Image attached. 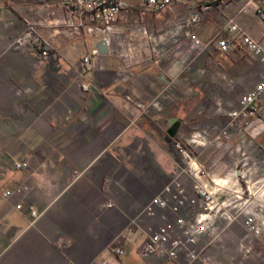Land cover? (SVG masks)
Wrapping results in <instances>:
<instances>
[{"label":"crops","instance_id":"0c3cea01","mask_svg":"<svg viewBox=\"0 0 264 264\" xmlns=\"http://www.w3.org/2000/svg\"><path fill=\"white\" fill-rule=\"evenodd\" d=\"M248 1L215 5L182 0L176 5L183 11L204 16L191 31L203 47L186 34L166 54L164 66L151 62L132 68L113 58L109 33V54L84 69L83 56L97 50L100 40L94 34L105 27L72 16L67 3L68 24L44 32L46 48L57 61L10 49L22 23L0 15V264H176L162 256L139 255L148 229L161 224L159 218L132 222L178 171L175 140L194 131L214 139L238 110L241 96L260 81L261 64L241 44L222 54L213 43L217 36H227L226 22L232 18L264 46L261 16L240 12ZM259 2L264 7V0ZM5 8L1 5L0 11ZM143 11L149 12L140 0H131L111 33L117 38L124 26L138 24ZM167 86H188L192 95L164 112L148 114L126 99L129 94L149 102ZM258 116L264 120V99ZM252 119L237 122L244 126ZM171 120L177 125L174 136L168 133ZM225 143H214L199 155L214 177L223 176L231 164L227 146L235 141ZM257 143L264 152V133ZM24 159L28 169L17 170L15 164ZM21 184L30 186L25 196L4 197ZM183 184L191 192L188 178ZM242 229L238 221L227 230L236 248L243 242L236 239ZM253 241L256 257L248 262L229 258L227 263L264 264V234ZM116 249L125 254L118 256Z\"/></svg>","mask_w":264,"mask_h":264},{"label":"built area","instance_id":"2783aa9c","mask_svg":"<svg viewBox=\"0 0 264 264\" xmlns=\"http://www.w3.org/2000/svg\"><path fill=\"white\" fill-rule=\"evenodd\" d=\"M130 1L66 0V3L70 6L72 16H78L80 21L88 17L111 33L112 26L121 19ZM181 1L140 0V3L149 12H159ZM240 12L257 13L264 21V7L259 0H249L241 6ZM200 20L201 13H193L177 30L194 27ZM37 28V24L29 22V28L16 36L9 48L57 61V56L47 50ZM226 30V37L217 36L213 41L217 50L226 54L241 44L261 64V79L253 89L241 96L238 110L230 113L231 121L214 139L211 140L202 131H194L175 140L174 147L181 161L178 171L132 222L135 226L143 218L161 220L158 227L148 229L147 239L139 249L142 258L162 256L176 264H209L211 250L233 223L240 221L244 227L246 235L240 248L245 254L251 252L245 242L264 234V152L257 143L264 133V120L258 116L259 105L264 99V46L241 29L232 18L227 19ZM186 34L198 47H203L195 34L191 31ZM168 38L164 35L159 39L168 41ZM152 39L145 27L133 30L125 40L124 51L119 54L123 59L122 65L132 68L155 61V51L150 47ZM98 56L97 50L84 56L83 68L92 69ZM83 88L87 90V87ZM191 95L192 89L188 86H167L149 102L140 101L129 94L126 99L141 113L148 114L151 111L164 112L173 103L185 101ZM240 117L253 119L243 126L237 122ZM227 141H235L227 146L231 164L223 176L214 177L200 163L199 155L210 145L219 143L226 146ZM15 167L17 170L28 169V160L17 162ZM184 177L191 181V192L183 184ZM29 190L28 184H21L15 190L6 191L4 197L25 196ZM17 209L22 210V204H18ZM31 215L33 218L38 217L35 211ZM115 253L118 256L125 254L122 249H116ZM183 256L185 260L181 262Z\"/></svg>","mask_w":264,"mask_h":264},{"label":"rangeland","instance_id":"374dc122","mask_svg":"<svg viewBox=\"0 0 264 264\" xmlns=\"http://www.w3.org/2000/svg\"><path fill=\"white\" fill-rule=\"evenodd\" d=\"M205 1L215 5L220 2V0H203V2ZM65 3L66 0H46L44 4H41L36 0H0V6H6L4 12L0 11V15L6 16L7 20H10V17H17L19 19V21L22 23V27L19 29V33L16 36H19L23 31L29 28V22H33L38 26L37 33L41 36V38H44V32H53L54 30L58 29V25L64 24L66 19L64 7ZM183 9L184 7L180 5H173L157 12L156 14H153L154 12L143 11L138 24H136V22L134 23L133 21L132 24L124 26L121 33L118 34L119 37L117 38L112 33H110V36L109 32L106 30H101L97 33V35H94L98 40L105 39L109 35L110 38L108 39L111 45L113 58L122 64L123 59L119 56V54L124 51V44L125 40L128 38V35L133 30L138 29L139 27L141 28V26L145 27L149 35H151L153 38L150 42L151 49L155 51L153 53L155 61L153 62H158L161 64V66H164L167 62L166 60H168L165 58L166 54L169 51H173V49H177V46H179L184 41L187 32L193 31L192 29H196L190 27L177 30V27L188 20V18L192 15L190 14L189 9H186L185 11H183ZM176 10L178 11L176 12ZM176 16L177 18L175 19ZM157 18L158 20H156ZM203 18L204 16H201L200 22H202ZM136 25H139V27H135ZM64 29H69V27L65 26ZM164 35L169 37L168 41H160L159 38ZM72 39L70 40L72 41ZM245 235L246 233L242 229L240 234L236 236L238 237L236 239L243 241ZM252 241L253 240H247L245 243L250 245L249 242L252 243ZM254 242L255 241H253L252 244V251L249 254H245L242 250L240 251L238 245L236 248L235 239H233L231 234H228V231H226L220 237L217 245L212 249V261H210L209 264H229L227 263L228 261H231L229 258H233L235 261L237 260L239 262L251 261L253 257L257 256V250L255 247L256 242ZM245 255H249L250 258H244Z\"/></svg>","mask_w":264,"mask_h":264},{"label":"water","instance_id":"95a60500","mask_svg":"<svg viewBox=\"0 0 264 264\" xmlns=\"http://www.w3.org/2000/svg\"><path fill=\"white\" fill-rule=\"evenodd\" d=\"M97 52L99 55L101 56H106L109 54V46H108V42L106 39H102L98 42L97 44ZM169 135L171 136H174L175 135V132H176V128H177V125H176V120H171L170 121V124H169Z\"/></svg>","mask_w":264,"mask_h":264},{"label":"trees","instance_id":"16d2710c","mask_svg":"<svg viewBox=\"0 0 264 264\" xmlns=\"http://www.w3.org/2000/svg\"><path fill=\"white\" fill-rule=\"evenodd\" d=\"M39 3L43 4L45 0H37Z\"/></svg>","mask_w":264,"mask_h":264}]
</instances>
